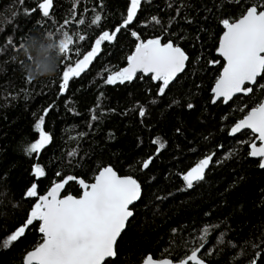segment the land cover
<instances>
[{"label": "trees", "instance_id": "1", "mask_svg": "<svg viewBox=\"0 0 264 264\" xmlns=\"http://www.w3.org/2000/svg\"><path fill=\"white\" fill-rule=\"evenodd\" d=\"M41 2L0 1V264H22L42 242L39 222H34L18 241L2 246L38 202L25 195L33 183L38 196H44L69 175L92 183L109 166L119 176L136 179L141 198L117 241V257L106 264H140L149 255L179 262L201 244H206L200 255L206 264H250L257 253L256 264H264V169L249 157L255 140L250 132L229 137L230 129L262 102L264 78L247 96L227 105L212 104L210 94L223 67L215 54L221 21L240 18L254 4L264 10L261 0H141L132 24L113 42L102 43L98 56L63 94L66 66H75L103 31L111 33L122 23L130 0H78L75 6L73 0H53L49 18L39 10ZM96 14L102 18L99 25L91 23ZM66 19L71 20L66 30L85 40L75 42L68 59L60 56L54 77L27 78L20 45L37 33H52L57 41ZM81 19L84 24L78 23ZM153 38L172 41L189 57L163 96L157 94L162 82L151 75L139 74L123 84L105 82L111 72L127 67L137 43ZM141 107L144 117L139 116ZM45 109L44 130L52 140L29 156L26 148L39 139L34 125ZM211 154L204 179L187 190L181 176ZM36 165L45 170L43 177L33 175ZM63 195H81L76 180ZM205 227L208 233L201 239Z\"/></svg>", "mask_w": 264, "mask_h": 264}, {"label": "snow or ice", "instance_id": "2", "mask_svg": "<svg viewBox=\"0 0 264 264\" xmlns=\"http://www.w3.org/2000/svg\"><path fill=\"white\" fill-rule=\"evenodd\" d=\"M20 2L23 3V0ZM77 2L78 0H73L74 6ZM232 2L239 3V0H232ZM261 4H264V0H261ZM38 7L42 15L49 18L53 0H42ZM140 7L141 0H130L126 18L122 23L116 26L111 33L103 31L95 39L91 50L83 55L82 59H78L75 66H66L60 83L61 94L67 90L69 81L73 77L80 76L98 56L104 41L113 42L122 28L126 29L132 24ZM260 7L261 5L254 4L248 7L240 18L221 21L224 31L219 39L217 53L223 57L225 63L212 89L213 104L221 98L223 103L227 104L239 93L245 95L251 93L253 89L245 85L257 84L258 77L264 78V10H260ZM101 19V16L96 14L91 23L99 25ZM152 20L160 24L156 17H152ZM70 23L71 20L66 19L60 26L59 39L56 41L65 59H68L76 41L85 40L84 35L77 33L73 36L66 30V26ZM78 23L84 24L85 21L81 19ZM131 35L139 40L135 31ZM48 36L52 39L53 34L49 33ZM9 43H12L11 39ZM20 47H23V44ZM76 55H81L79 50L76 51ZM188 60L189 57L181 47L175 46L172 41L162 43L160 38L149 39L137 43L134 52L127 57V67L111 72L105 82L109 85L123 84L126 81L131 82L137 73L151 74L153 81L162 82L157 94L163 96L178 74L185 70ZM216 63L219 61H210V64ZM260 87L264 88V84ZM174 103H179V101ZM187 107L191 109L193 105L189 103ZM47 114L48 109H45L44 115L40 116L34 125L39 139L30 143V146L26 148L29 156L39 153L52 140L50 134L44 130V116ZM145 114V109L141 107L139 116L144 117ZM92 119L96 120L97 117L93 115ZM244 129H250L256 134L255 139L260 142V146L258 147L255 142L250 143L249 155L261 158L259 167L264 169V102L253 107L231 128L229 134L236 135ZM153 143H158L159 148L164 147L160 141H153ZM74 154V152L69 153L70 156ZM211 161L212 156L205 157L182 176L186 188L191 189L194 182L204 179L205 170ZM149 163L150 160L143 162L142 168H148ZM33 175L43 177L45 170L36 165L33 168ZM57 175L59 176L60 173ZM73 180H76L83 189L82 196L79 198H74L72 195L61 197V190ZM25 195L27 198H37L38 202L32 207L24 224L2 242L3 247H10L13 242L25 235L29 226H33L34 222H39L38 231L42 234V242L26 254L24 264H106V258L117 257L118 238L125 229L126 223L130 222V218L133 217L130 206L141 198V186L132 177L118 176L109 166L99 170L93 183H87L82 178L69 175L61 182H56L44 196H38L35 183L30 186ZM203 231L205 237L201 239H206L208 228L205 227ZM202 247L203 244L192 249L190 255L182 259L179 264H204L198 255ZM253 247L258 246L253 245ZM259 258V253H257L256 259L250 261V264H256ZM143 264H173V261L154 260L149 255Z\"/></svg>", "mask_w": 264, "mask_h": 264}, {"label": "clouds", "instance_id": "3", "mask_svg": "<svg viewBox=\"0 0 264 264\" xmlns=\"http://www.w3.org/2000/svg\"><path fill=\"white\" fill-rule=\"evenodd\" d=\"M21 55L26 60L23 70L27 78L38 80L56 75L61 53L56 41L48 35L37 33L27 36Z\"/></svg>", "mask_w": 264, "mask_h": 264}, {"label": "water", "instance_id": "4", "mask_svg": "<svg viewBox=\"0 0 264 264\" xmlns=\"http://www.w3.org/2000/svg\"><path fill=\"white\" fill-rule=\"evenodd\" d=\"M0 1H5V0H0ZM223 31H224V29H223ZM222 34H223V32H222ZM222 34H221V36H222ZM221 36H220V37H221ZM219 39H220V38H219ZM139 43H140V42H139ZM218 45H219V41H218ZM218 45H217V48H218ZM215 54H216L217 57H219V58L222 60V62H223V66H224V63H225V62H224V60H223V57H220V56L218 55V53H217V49H216ZM185 65H186V64H185ZM222 70H223V67H222V69H221V71H220V74H221ZM182 73H183V72H182ZM182 73H179L178 76H180ZM139 74H140V75H144V76H150V75H151V74H147V75H145L144 73H137L136 75H139ZM220 74H219V76H220ZM178 76H177V77H178ZM218 78H219V77H218ZM259 78H260V77H258L257 79H259ZM215 83H216V82H215ZM255 85H256V84H246L245 87H253V86H255ZM214 86H215V84L213 85V87H214ZM213 87H212V89H213ZM212 89H211L210 94H211V96H212V98H213ZM247 95H248V94H247ZM247 95H245V94H243V93H239V94H237L234 98L239 97V96H247ZM234 98H233V99H234ZM211 102H212V99H211ZM219 102H221L223 105H227V104L230 103L231 101H229L227 104H225V103H223L222 98H221V100L218 101L217 103H219ZM262 102H264V98H263ZM217 103H215V104H217ZM212 104H213V103H212ZM243 118H244V117H243ZM243 118H242V119H243ZM239 121H240V120H239ZM239 121H238V122H239ZM238 122H237V123H238ZM230 130H231V129H230ZM245 131L250 132L254 137L256 136V134L252 133L250 129H244V130H241V132L237 133L236 135H230V134H229V137H230V138L236 137V136L240 135L241 133H243V132H245ZM229 133H230V131H229ZM254 142L257 144L258 147L260 146V142H259L258 140L255 139ZM249 151H250V149H249ZM209 156H212V159H213L214 154H211V155H209ZM249 157H250L251 159H253V160L258 161V162H259L260 159H261V158H259V157H251L250 155H249ZM203 159H204V158H203ZM201 160H202V159H201ZM198 163H199V162H197L194 166H196ZM210 165H211V163L209 164V167H210ZM194 166H193V167H194ZM193 167H192V168H193ZM209 167L205 170V174H206L207 170L209 169ZM192 168H191V169H192ZM259 168H260V167H259ZM143 169H144V168H143ZM191 169H189V170H191ZM260 169H261V168H260ZM113 170H114V169H113ZM189 170H188V171H189ZM261 170H263V169H261ZM114 171H115V170H114ZM188 171H187V172H188ZM115 172H116V171H115ZM187 172H186V173H187ZM116 173H117V172H116ZM186 173H185V174H186ZM117 175H118V173H117ZM183 175H184V174H183ZM183 175H182V176H183ZM118 176H119V175H118ZM182 176H181V181H182V183H183L184 186H185V182L183 181ZM120 177H128V176H120ZM76 182H77V181H76ZM93 182H94V181H93ZM93 182H92V183H93ZM199 182H201V181H199ZM196 183H198V182H194V184H196ZM77 184H78V186H79V188H80V190H81V195H80V196H82V194H83V189L81 188V186L79 185L78 182H77ZM185 188H186V186H185ZM192 188H193V187H192ZM192 188H191V189H192ZM50 189H51V188H50ZM50 189H49V190H50ZM186 189H187V190H191V189H188V188H186ZM46 194H47V193H46ZM60 196H61V197H65V196H67V195H63V189L61 190ZM80 196H79V197H80ZM73 197H74V196H73ZM79 197H74V198H79ZM138 201H139V200L135 201L134 204L130 206L131 210H132V207H133ZM132 218H133V217L130 218V221H131ZM128 223H129V222H128ZM128 223H126V227H127ZM126 227H125V229H126ZM125 229L123 230V232L125 231ZM38 232H39V231H38ZM123 232H122V233H123ZM122 233H121V234H122ZM39 234H40V233H39ZM40 235H42V234H40ZM120 236H121V235H120ZM119 238H120V237H119ZM119 238H118V239H119ZM205 246H206V244H204L203 247L200 249V252L198 253L199 256L201 255V253H202L203 249L205 248ZM25 256H26V255H25ZM25 256H24V257H25ZM147 257H148V256H147ZM147 257H146V258H147ZM146 258H145V259H146ZM110 259H113V258H106V261H108V260H110ZM145 259H144V260H145ZM154 260H155V259H154ZM161 260H162V259H161ZM169 260H170V259H169ZM179 262H180V261H179ZM179 262H173V264H179ZM22 264H24V258H23V263H22ZM140 264H143V262L140 263ZM204 264H206V263L204 262Z\"/></svg>", "mask_w": 264, "mask_h": 264}, {"label": "rangeland", "instance_id": "5", "mask_svg": "<svg viewBox=\"0 0 264 264\" xmlns=\"http://www.w3.org/2000/svg\"><path fill=\"white\" fill-rule=\"evenodd\" d=\"M161 142V141H160Z\"/></svg>", "mask_w": 264, "mask_h": 264}]
</instances>
